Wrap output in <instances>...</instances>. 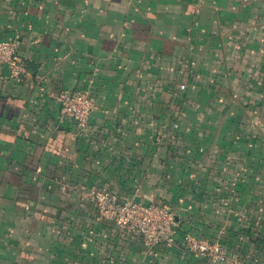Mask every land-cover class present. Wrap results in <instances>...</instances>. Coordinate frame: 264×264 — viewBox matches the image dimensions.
Segmentation results:
<instances>
[{
  "label": "crops",
  "instance_id": "obj_1",
  "mask_svg": "<svg viewBox=\"0 0 264 264\" xmlns=\"http://www.w3.org/2000/svg\"><path fill=\"white\" fill-rule=\"evenodd\" d=\"M4 40L27 74L0 68V264H264V0H0ZM62 90L94 99L84 130ZM81 183L167 205L176 244L103 218Z\"/></svg>",
  "mask_w": 264,
  "mask_h": 264
},
{
  "label": "built area",
  "instance_id": "obj_2",
  "mask_svg": "<svg viewBox=\"0 0 264 264\" xmlns=\"http://www.w3.org/2000/svg\"><path fill=\"white\" fill-rule=\"evenodd\" d=\"M7 66L9 76L19 80L27 74L26 65L14 40L0 41V68ZM184 87V85H181ZM61 117L72 123L79 131L84 130L95 107L94 99L86 92L62 90L56 94ZM82 199L91 203L99 214L116 222L128 232L140 236L150 246L162 243L176 244V221L173 211L164 204L143 202L135 199H121L107 187L76 184ZM184 247L212 262L238 260V253H228L218 241L192 233L182 236Z\"/></svg>",
  "mask_w": 264,
  "mask_h": 264
}]
</instances>
